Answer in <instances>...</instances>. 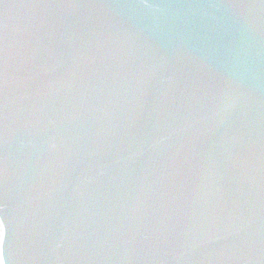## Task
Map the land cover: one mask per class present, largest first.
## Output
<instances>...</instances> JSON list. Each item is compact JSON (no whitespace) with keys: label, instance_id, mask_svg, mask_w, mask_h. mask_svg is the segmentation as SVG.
I'll return each mask as SVG.
<instances>
[{"label":"water","instance_id":"95a60500","mask_svg":"<svg viewBox=\"0 0 264 264\" xmlns=\"http://www.w3.org/2000/svg\"><path fill=\"white\" fill-rule=\"evenodd\" d=\"M0 264H264V0H0Z\"/></svg>","mask_w":264,"mask_h":264}]
</instances>
